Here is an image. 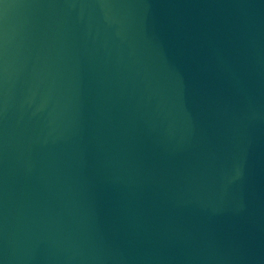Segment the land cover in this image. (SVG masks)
Wrapping results in <instances>:
<instances>
[{
    "label": "water",
    "instance_id": "1",
    "mask_svg": "<svg viewBox=\"0 0 264 264\" xmlns=\"http://www.w3.org/2000/svg\"><path fill=\"white\" fill-rule=\"evenodd\" d=\"M0 264H264V0H0Z\"/></svg>",
    "mask_w": 264,
    "mask_h": 264
}]
</instances>
